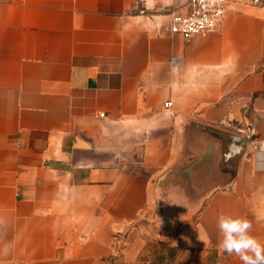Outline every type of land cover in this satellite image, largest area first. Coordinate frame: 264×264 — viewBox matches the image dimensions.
I'll use <instances>...</instances> for the list:
<instances>
[{
	"label": "crops",
	"instance_id": "1",
	"mask_svg": "<svg viewBox=\"0 0 264 264\" xmlns=\"http://www.w3.org/2000/svg\"><path fill=\"white\" fill-rule=\"evenodd\" d=\"M188 6L0 0V264L148 261L142 231L180 249L172 264H242L221 214L264 244V6L231 0L186 40L168 22ZM204 125L246 138L228 186L205 187L237 149Z\"/></svg>",
	"mask_w": 264,
	"mask_h": 264
},
{
	"label": "built area",
	"instance_id": "2",
	"mask_svg": "<svg viewBox=\"0 0 264 264\" xmlns=\"http://www.w3.org/2000/svg\"><path fill=\"white\" fill-rule=\"evenodd\" d=\"M229 1L231 0H188L189 6L186 11L170 13L168 30L172 34H181L186 40H190L195 35L215 32L223 20ZM247 1L264 6V0ZM171 63L174 68H178L179 58L172 57Z\"/></svg>",
	"mask_w": 264,
	"mask_h": 264
},
{
	"label": "clouds",
	"instance_id": "3",
	"mask_svg": "<svg viewBox=\"0 0 264 264\" xmlns=\"http://www.w3.org/2000/svg\"><path fill=\"white\" fill-rule=\"evenodd\" d=\"M217 228L222 252L238 256L242 264H264V244L251 235L252 224L248 219L221 214Z\"/></svg>",
	"mask_w": 264,
	"mask_h": 264
},
{
	"label": "water",
	"instance_id": "4",
	"mask_svg": "<svg viewBox=\"0 0 264 264\" xmlns=\"http://www.w3.org/2000/svg\"><path fill=\"white\" fill-rule=\"evenodd\" d=\"M203 127L208 133L207 134L208 136H211L212 138L218 139L220 141L221 145H223L224 149H226V152L232 146L236 147L237 149V155H236L237 157L234 161H232V170L229 180H227L226 182H217L211 185H206L205 187L214 188V187L228 186L233 182V180L236 178L238 174L241 159L246 152V145H247L246 138L240 132L239 133L231 132L228 130H223L220 128L207 126V125H204ZM229 163L230 162L227 161L226 154L223 153L222 155L218 156V158L216 159V166L214 169L215 171L220 173L221 171L225 170V167L229 165ZM156 204H157L156 205L157 210L159 211L161 207V201H157Z\"/></svg>",
	"mask_w": 264,
	"mask_h": 264
},
{
	"label": "rangeland",
	"instance_id": "5",
	"mask_svg": "<svg viewBox=\"0 0 264 264\" xmlns=\"http://www.w3.org/2000/svg\"><path fill=\"white\" fill-rule=\"evenodd\" d=\"M141 237L147 243L145 255L149 256L148 261L138 260L136 262L129 263V264H172L170 263V261L174 259L176 255L180 253V249L172 247L170 242L163 240L161 238L155 237L154 235H151L147 231H142ZM215 257H216V253L210 251L207 255L208 261H210L208 264H211L215 260ZM191 263L201 264V262L196 259L195 260L192 259ZM114 264H124V263H122V258L119 256L115 260ZM202 264H205V262Z\"/></svg>",
	"mask_w": 264,
	"mask_h": 264
}]
</instances>
